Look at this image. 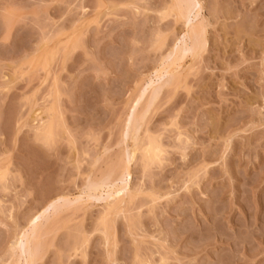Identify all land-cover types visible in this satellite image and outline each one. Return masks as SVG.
Returning <instances> with one entry per match:
<instances>
[{"label": "rangeland", "instance_id": "obj_1", "mask_svg": "<svg viewBox=\"0 0 264 264\" xmlns=\"http://www.w3.org/2000/svg\"><path fill=\"white\" fill-rule=\"evenodd\" d=\"M173 5L0 0V264L38 216L33 264H264V0H202L159 77Z\"/></svg>", "mask_w": 264, "mask_h": 264}, {"label": "bare ground", "instance_id": "obj_2", "mask_svg": "<svg viewBox=\"0 0 264 264\" xmlns=\"http://www.w3.org/2000/svg\"><path fill=\"white\" fill-rule=\"evenodd\" d=\"M172 7L174 10L177 11L178 15H180L181 18L184 19V23L187 26V33L185 34L184 38L189 37L191 40V43L188 42V40H185L184 42H182L183 43L182 45H178L179 47L176 46V50L175 51L173 50L174 51L173 54L175 53V55H173V57L174 56L175 57L173 59L171 58L170 62L166 60L167 64L164 63L162 68L159 70L160 72L158 71L160 73V74L158 73L159 77L162 76L165 72L166 73L174 72L177 68L176 65H178L177 61L179 59H181V58L183 59L184 56H187V54H189V53H191V54L196 53L199 50L203 49V47L206 46L205 44L207 41L205 38V35H204L205 34L204 27L205 26L200 28V26L197 27V25L194 23V19H196L199 16V14L202 10V0H174V5ZM152 84H153V81L151 80L148 86L150 87ZM149 87H146L142 91L141 95H139L140 97L137 99L136 105L139 104V101L144 96L146 89ZM156 94H157V92H156ZM154 95H155V93H154ZM136 105H135V108L137 107ZM129 117H130V115H129ZM148 149L154 151L155 153L158 152V154L161 151L159 149V147H155L152 144L149 145ZM149 150H148V152H149ZM133 160H134V153L133 154L131 153L129 158L126 161V164H125L126 165L125 175L128 177L131 176L130 168H131V164H132ZM106 181L102 182V183L94 184L90 189H92V191L95 192L97 190L103 189L105 186H110V183L106 182ZM111 186L113 189L112 191H115V193H117L119 195V194H121V192L123 190L126 189V187H128V182L125 181L123 184H111ZM89 193H91V190ZM54 204L55 203L53 202L51 205H54ZM38 218H39V216L32 221L31 228L27 232L25 231V233H23V236L21 238V243H23V254L25 255V264H30V263L33 264V260L36 257L37 253L39 252V249L37 252V247H38L37 243H38V241L41 240L40 239L41 238V236H40L41 232L40 233L38 232L39 231L38 230L39 223L36 222V220Z\"/></svg>", "mask_w": 264, "mask_h": 264}]
</instances>
